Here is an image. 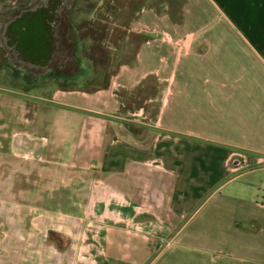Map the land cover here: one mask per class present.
<instances>
[{
    "label": "crops",
    "instance_id": "0c3cea01",
    "mask_svg": "<svg viewBox=\"0 0 264 264\" xmlns=\"http://www.w3.org/2000/svg\"><path fill=\"white\" fill-rule=\"evenodd\" d=\"M66 6L73 64L0 88V264H264V0Z\"/></svg>",
    "mask_w": 264,
    "mask_h": 264
},
{
    "label": "rangeland",
    "instance_id": "374dc122",
    "mask_svg": "<svg viewBox=\"0 0 264 264\" xmlns=\"http://www.w3.org/2000/svg\"><path fill=\"white\" fill-rule=\"evenodd\" d=\"M26 2H28V0H0V32L5 22V18L13 11L17 10V5L20 7ZM82 25L88 26L89 23L85 21ZM64 30L65 29L63 28V35L66 34V31ZM64 38L65 48L63 50V58L60 61L53 63L52 66L47 69H32L13 59L11 52L4 44L0 33V88L2 91H28L33 88L45 87L53 81H58L59 75L69 67L71 59L73 58L72 53L67 51L68 49L70 50L69 42L66 40L65 36ZM43 110V107H38L36 114L31 113L28 115V118H31V121L20 118L18 125L16 126L18 129L27 130L30 133L31 137L27 136V134H20L19 140H25L29 145H35L37 156L44 155L48 151L46 145L55 137V134L49 132L44 124V120L46 119ZM58 118L57 115L52 116L53 120L57 121ZM7 159L12 161L11 164L7 165V173L12 172L11 170L17 167H19V169L26 167V164L21 158H18L17 160L19 163L18 165L16 164L15 157L9 155ZM37 163L39 164V167L44 164L42 160H38ZM13 172L15 171L13 170ZM67 207H70L69 203L67 204Z\"/></svg>",
    "mask_w": 264,
    "mask_h": 264
},
{
    "label": "flooded vegetation",
    "instance_id": "af4514ba",
    "mask_svg": "<svg viewBox=\"0 0 264 264\" xmlns=\"http://www.w3.org/2000/svg\"><path fill=\"white\" fill-rule=\"evenodd\" d=\"M68 0H35L26 2L5 18L1 28V36L15 61H19L32 69H47L63 58L65 38L63 35V17L66 14ZM38 12L44 13L42 20L44 33L39 36L41 48H32L30 44L22 46L16 28L25 17H36ZM36 31L41 28L36 27Z\"/></svg>",
    "mask_w": 264,
    "mask_h": 264
},
{
    "label": "water",
    "instance_id": "95a60500",
    "mask_svg": "<svg viewBox=\"0 0 264 264\" xmlns=\"http://www.w3.org/2000/svg\"><path fill=\"white\" fill-rule=\"evenodd\" d=\"M44 17V13L38 12L36 17H25L19 21L16 28L22 46L30 44L32 48H41L38 43H40L39 36L44 33V24L42 22ZM36 27L41 28V30L36 31Z\"/></svg>",
    "mask_w": 264,
    "mask_h": 264
},
{
    "label": "trees",
    "instance_id": "16d2710c",
    "mask_svg": "<svg viewBox=\"0 0 264 264\" xmlns=\"http://www.w3.org/2000/svg\"><path fill=\"white\" fill-rule=\"evenodd\" d=\"M67 51L70 53V50H69V49H68ZM73 61H74V58L71 59V64H73ZM71 64H70V65H71ZM70 65H69V66H70Z\"/></svg>",
    "mask_w": 264,
    "mask_h": 264
}]
</instances>
